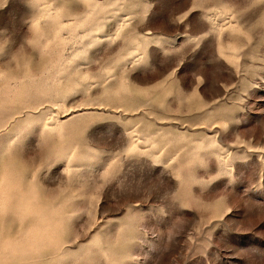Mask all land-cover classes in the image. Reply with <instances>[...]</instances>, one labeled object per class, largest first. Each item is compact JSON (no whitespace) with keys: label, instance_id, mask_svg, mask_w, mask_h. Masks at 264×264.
<instances>
[{"label":"rangeland","instance_id":"obj_1","mask_svg":"<svg viewBox=\"0 0 264 264\" xmlns=\"http://www.w3.org/2000/svg\"><path fill=\"white\" fill-rule=\"evenodd\" d=\"M4 162L0 264H264V0H0Z\"/></svg>","mask_w":264,"mask_h":264},{"label":"clouds","instance_id":"obj_2","mask_svg":"<svg viewBox=\"0 0 264 264\" xmlns=\"http://www.w3.org/2000/svg\"><path fill=\"white\" fill-rule=\"evenodd\" d=\"M19 193V203L15 209L18 217L23 219L32 209L30 202L37 198L38 194L31 189L23 190L12 182L11 166L7 162L0 163V215L9 210V205L14 193Z\"/></svg>","mask_w":264,"mask_h":264}]
</instances>
